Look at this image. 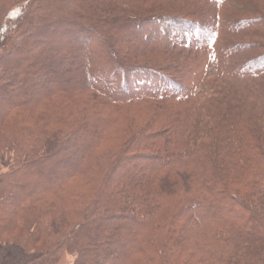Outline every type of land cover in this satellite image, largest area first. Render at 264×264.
<instances>
[{
    "label": "trees",
    "instance_id": "trees-1",
    "mask_svg": "<svg viewBox=\"0 0 264 264\" xmlns=\"http://www.w3.org/2000/svg\"><path fill=\"white\" fill-rule=\"evenodd\" d=\"M5 155L28 264H264V7L0 0Z\"/></svg>",
    "mask_w": 264,
    "mask_h": 264
},
{
    "label": "rangeland",
    "instance_id": "rangeland-1",
    "mask_svg": "<svg viewBox=\"0 0 264 264\" xmlns=\"http://www.w3.org/2000/svg\"><path fill=\"white\" fill-rule=\"evenodd\" d=\"M260 5L264 7V0H258ZM234 3H231V7H234ZM212 65V63H211ZM12 165V158L9 155H5L1 159L0 163V172H7ZM35 257V253L33 251H29L27 253L22 252L18 247L11 245H0V264H28L32 258ZM73 257L64 254L60 256L55 264H72Z\"/></svg>",
    "mask_w": 264,
    "mask_h": 264
}]
</instances>
